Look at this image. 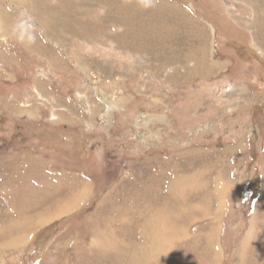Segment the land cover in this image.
Masks as SVG:
<instances>
[{
  "label": "rangeland",
  "instance_id": "374dc122",
  "mask_svg": "<svg viewBox=\"0 0 264 264\" xmlns=\"http://www.w3.org/2000/svg\"><path fill=\"white\" fill-rule=\"evenodd\" d=\"M215 1L264 59V0ZM15 2L0 0V73L18 79L12 33L20 83H40L0 107L77 123L82 142L0 136V264H264V65L229 80L211 24L177 0Z\"/></svg>",
  "mask_w": 264,
  "mask_h": 264
},
{
  "label": "crops",
  "instance_id": "0c3cea01",
  "mask_svg": "<svg viewBox=\"0 0 264 264\" xmlns=\"http://www.w3.org/2000/svg\"><path fill=\"white\" fill-rule=\"evenodd\" d=\"M12 1L13 2H15V1L20 2L22 5H23V2H26V0H12ZM27 1H29V0H27ZM177 1H178L177 3L183 4V5L188 3L189 6H191V8H193L198 13L199 18L203 17V19H205L206 21H208L211 24V26L213 28L212 34H213V46H214V49H215V51L217 53H220L221 56H224V57H226L229 60V65H228V67H227V69L225 71V74H226L225 77H227L229 80H232V78H233V80H236V81L244 80L243 79L244 75H246L247 73H245V71H244L245 67H243V64H246L247 62L253 63V65L251 64V66L252 67H256V68H259L258 64H260V63H261V65H264V59L260 58L257 55V52L249 46L248 41H247V35H246V32L244 31V29H240V28H237L236 26H234L235 23L232 20H230L229 19L230 17H228L222 11V9L219 7L218 3L215 0H177ZM104 3H105V1H103V5H104ZM127 7H128V5H127ZM136 8H137V6L135 7L134 12L136 11ZM117 10H119V8H117ZM123 12L124 11H122L121 13H123ZM143 15H145V13ZM97 17H98V14H96V18ZM192 18H193V16L186 17L184 15V17H183L182 25L183 26H184V24L186 25V27H187L186 33H191L192 31H194L193 27H191L192 29L189 27L190 24H191L190 21L191 20L193 21ZM2 21L3 20L0 19V24L3 23ZM123 21L125 23V20H123ZM96 26H98V28H96V34H97L96 36L98 37L100 35L99 34L100 33V29L99 28L100 27L102 28L103 25L101 23H96ZM14 29L16 30V33L18 32V34H21L22 27L14 25ZM8 34L13 37V41L16 40V42L23 44L21 42V39L18 40L14 36V34H12V33H8ZM206 35H207V38H208L209 37V32H207ZM18 43H13L16 46V48H17V49H14L13 51L18 55V57H19V59L21 60V63H22L20 69H17V71H16L17 72V77L16 78H18V79L16 81H14V82L13 81L12 82H6V81L3 80V78H7V77H2L1 76L2 74L0 73V96L7 95V93H6L7 90H13V91L17 92L19 90V88H20V90L22 89V87H24V89L25 88L29 89L34 84L40 83L39 81L35 82V80H36L35 76H34V78L32 80L30 79L27 82L28 84L26 86H24L23 83H20V81H22L23 79H29V78L27 77V75L25 77V69H24V66H25L24 53L26 54V52L24 51V48L22 47V45L18 44ZM113 44L116 46V49H118V51H123L124 49H127L126 45H124V44H121V43L117 44L114 41H113ZM19 50H20V54H19ZM0 64H2V63H0ZM0 67L2 69L4 67H6V69H10V65L8 64V62L5 65L2 64V66H0ZM55 77L57 78L58 76H55ZM59 79H60V76H59ZM107 81L113 82V83L117 82L116 79H110V78H107ZM198 82H199L198 79L194 81L195 84L198 83ZM261 82H262V85H264V80H261L260 83ZM72 83H73L72 86L75 85V87H76V84H74L73 80H72ZM252 84H257V83H252ZM196 85H198V84H196ZM58 86L61 87L60 86V80H58V85H57L56 88L59 90V92L62 95V97H68L70 95V93H71L70 90L68 92H66L64 88L61 87L62 90H60V88ZM253 86L254 85H251L252 88H254ZM259 86L257 85L258 89H259ZM24 89H22V92H23ZM258 89L254 88V90H258ZM56 91L57 90L55 89V92ZM19 92H17V93L19 94ZM22 95L23 94L21 93V95H20L21 99L23 98ZM259 97L263 98L262 95H259ZM261 101L264 102V100H261ZM0 104H1V101H0ZM2 104H1V106H2ZM0 108L2 109V111L7 113L13 119L21 120V121H23V122H25L27 124H31V125L38 124L39 125L38 128H37L38 131H42V130L44 131V130H48L49 129L48 134H51V135L53 134L51 132V130H53L54 128H59V127H66L68 129H71L73 132H75L77 134H79V131H80V127H79V125L77 123H75V125H68V124L67 125H65V124H61L60 125V124H56V123L52 124V123L47 122V121L46 122L42 121V118L38 117V115L36 113V110L33 107L15 109L14 110V109H10L7 105H3V107H0ZM257 112L258 111H256V108H252V111L249 110V113H252V114L257 113ZM258 113H261V109H260V111ZM251 119H252V117H251ZM262 120L263 119H261V121ZM254 121L256 123L257 119L254 118ZM263 125H264V122H258V126L259 127L257 126L259 128V133L260 134H261V131H262V134H261L262 136L264 135V126ZM80 132H82V131H80ZM79 193H81V188L77 191L78 195L76 194V195H74V197L78 196V198H80L82 194L84 195L83 192L81 194H79ZM63 205H65V204H63ZM72 205L73 204H70V207Z\"/></svg>",
  "mask_w": 264,
  "mask_h": 264
},
{
  "label": "trees",
  "instance_id": "16d2710c",
  "mask_svg": "<svg viewBox=\"0 0 264 264\" xmlns=\"http://www.w3.org/2000/svg\"><path fill=\"white\" fill-rule=\"evenodd\" d=\"M38 126V124L31 125L21 120L13 119L0 108V136L4 140L5 146H23L29 143H32L33 145L36 143L38 145L41 144L46 146L49 142H52L49 137L48 140L46 139V135L49 131H38ZM64 129H66L68 132H63ZM52 133L54 135L53 138L59 139L61 142L59 146H57V149H59L58 147L60 146H65V144L69 142L74 143V145L77 146L80 144V139H76L78 134L66 127L59 128ZM80 141L82 142V139ZM63 151L66 152L67 155H70V153L74 155L80 152L79 149H75L73 152H69V150L66 149Z\"/></svg>",
  "mask_w": 264,
  "mask_h": 264
},
{
  "label": "bare ground",
  "instance_id": "6f19581e",
  "mask_svg": "<svg viewBox=\"0 0 264 264\" xmlns=\"http://www.w3.org/2000/svg\"><path fill=\"white\" fill-rule=\"evenodd\" d=\"M78 199V198H77ZM76 201V200H75ZM194 212V211H193ZM192 214V213H191ZM194 215V214H193ZM196 215V214H195ZM194 217V216H193ZM163 222V221H162ZM157 223V222H156ZM157 225V224H156ZM154 235V234H153ZM157 240V239H156ZM160 240V239H159ZM153 241V240H152ZM212 241V240H211ZM210 241V242H211ZM149 243L151 242V241H148ZM153 242H155V239H154V241ZM159 243V242H158ZM169 243V242H168ZM211 244V246L213 247V257H214V262L216 263V260L218 259V250L215 248V245H214V243H210ZM162 245V244H161ZM158 245H156V244H154V243H150L149 244V246H148V248H146L144 251H142L141 250V252H140V254L141 255H143V254H149V255H152L153 254V252L154 251H156V250H158ZM138 248V247H137ZM139 257H141L139 254H137L136 255V258H139ZM133 258V257H132ZM136 260V259H135ZM142 260V259H141ZM134 261V260H133ZM139 261V260H138Z\"/></svg>",
  "mask_w": 264,
  "mask_h": 264
}]
</instances>
